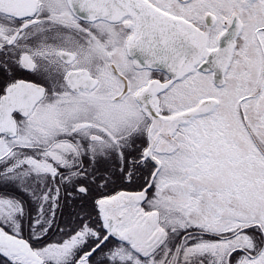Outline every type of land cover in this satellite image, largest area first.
Here are the masks:
<instances>
[{
    "label": "snow or ice",
    "instance_id": "1",
    "mask_svg": "<svg viewBox=\"0 0 264 264\" xmlns=\"http://www.w3.org/2000/svg\"><path fill=\"white\" fill-rule=\"evenodd\" d=\"M0 264H264V0H0Z\"/></svg>",
    "mask_w": 264,
    "mask_h": 264
}]
</instances>
